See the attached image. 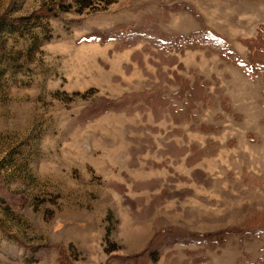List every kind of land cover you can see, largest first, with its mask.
<instances>
[{
    "label": "rangeland",
    "instance_id": "rangeland-1",
    "mask_svg": "<svg viewBox=\"0 0 264 264\" xmlns=\"http://www.w3.org/2000/svg\"><path fill=\"white\" fill-rule=\"evenodd\" d=\"M0 264H264V0H0Z\"/></svg>",
    "mask_w": 264,
    "mask_h": 264
}]
</instances>
